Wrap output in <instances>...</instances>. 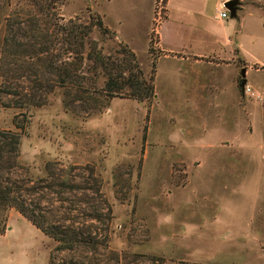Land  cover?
<instances>
[{
    "label": "rangeland",
    "instance_id": "374dc122",
    "mask_svg": "<svg viewBox=\"0 0 264 264\" xmlns=\"http://www.w3.org/2000/svg\"><path fill=\"white\" fill-rule=\"evenodd\" d=\"M215 1L172 0L182 12L196 14L179 13L188 25L179 27L164 24L169 15V0H164L158 30L164 43L206 52L211 47L203 36L209 25L222 40L231 39L227 54L219 57V72H201L206 76L203 90L198 94L196 87L195 95L184 86L185 71H168L170 66L160 61L168 54L161 41L154 45L150 40L155 0L147 45L151 0L60 1V22L101 20L111 37L102 38L94 28L91 38L100 42L104 54L115 57L116 51L132 47L153 91L147 103L138 104L107 99L102 79L95 84L87 73L82 88L89 93L70 83L48 93L44 87L52 79L36 83L37 88L33 77L12 82L21 94L3 98L11 107L0 105V131L19 134L20 155L18 164L1 176L3 184L20 187L16 195L33 200L24 190L46 179L47 167L48 177L61 178L66 171L82 188H91L85 183L92 171L100 192L87 209L73 205L75 198L69 196L55 202L48 191L35 198L42 196L41 208L58 217L72 210L79 223L94 210L109 216L91 227L100 240L96 252L86 246L57 251L55 242L15 209L0 211V264H264V14L262 22L255 15L257 8L264 12V0L243 6L237 18L228 14L223 26L213 20ZM18 6L19 0H0V42ZM242 69L245 86L259 100L241 91ZM29 86L28 95L43 106L29 109V123L20 132L12 118L23 110L12 106ZM190 93L197 102H191Z\"/></svg>",
    "mask_w": 264,
    "mask_h": 264
},
{
    "label": "trees",
    "instance_id": "16d2710c",
    "mask_svg": "<svg viewBox=\"0 0 264 264\" xmlns=\"http://www.w3.org/2000/svg\"><path fill=\"white\" fill-rule=\"evenodd\" d=\"M55 1L19 0L16 18L7 20L0 42L1 107H11L3 98L21 94L12 89L13 81L23 79L25 82L33 77L32 83L37 88L36 83L41 85L43 80L52 79L55 84L44 87L48 93L58 87L67 89L66 83H70L78 92L82 89L89 93V90L82 88L87 81L86 73L94 77L95 84L102 79L101 92L109 100L121 97L138 104L147 103L151 98L153 86L143 80L134 53L124 47L116 51L115 57L104 54L100 42L91 38L94 28L102 38L111 37L101 20L98 19L96 24L89 25L74 20L60 22L57 8L62 0ZM119 55L121 58H116ZM93 88H96L94 84ZM31 89V86L24 88L18 104L12 106L23 110L12 118V124L20 132L29 123V109L43 106L42 100L35 102V99L28 95L31 94ZM19 150V134L0 131V211L15 209L52 239L57 251H74L78 247L86 246L92 247L96 252L100 240L92 235L91 227L96 223H103L109 216L108 212H88L87 220L79 223L72 216V210H65V213L58 217L54 210L41 208L38 200H41L42 196L35 198L39 197L40 192L48 191V194L55 195V202H66V197L69 196L75 198L73 205L78 204L80 209H87L94 202V195L100 192V183L93 177L92 171L89 173L90 180L85 183L90 184L91 188H82L78 182L69 178L66 171L61 178L55 177L53 173L48 177L50 169L47 167V178L24 190V193L33 197V200H28L22 198L24 194L16 195L17 192L20 193V187H8L1 181L4 172L11 171L18 164ZM79 196L81 198L76 199Z\"/></svg>",
    "mask_w": 264,
    "mask_h": 264
},
{
    "label": "crops",
    "instance_id": "0c3cea01",
    "mask_svg": "<svg viewBox=\"0 0 264 264\" xmlns=\"http://www.w3.org/2000/svg\"><path fill=\"white\" fill-rule=\"evenodd\" d=\"M227 1H229V0H221L220 2L218 0L215 1V6L218 9H217L216 15L214 16L213 20L217 21L218 25L220 23V26H223V21H227V19L220 21V20L216 19V16L219 12L223 11L221 6ZM152 3H153V0H151L150 8H149V11L147 13L146 27L144 29L146 45H147L148 32H149ZM248 3H253L256 5L257 4H263L261 2L256 3L252 0H239V3L237 5L238 10L236 12L235 18L238 17V13H239V11L242 10V7L247 5ZM179 6H181V4H179ZM178 7H175L174 5H172V0H169V15H168L167 20L164 22V24H167L168 22L171 21L170 23L175 24L174 26H179V27H184V25L188 26L183 19L184 17L183 16L181 17L180 14H182V15H183V13L186 15L188 14L191 17H192V15H196V14L191 13L188 10H186V12H182L184 10L181 8H178ZM262 14H264V12L260 8H257L255 15L259 17V18H257V20L260 19L261 22L263 19ZM193 17H195V16H193ZM199 18L204 19L202 17V15H199ZM189 25L194 26L191 23ZM213 27H215V26L209 25V27L205 28L207 31L204 29L205 33H204L203 37H205V40L208 43V46L211 47V49H207L206 52L194 50L190 47H187L186 44H182L181 46H177L176 43L175 44L174 43H171V44L167 43L166 44V43H164L163 37H160V41L162 44L161 45L162 50H164L165 53H168L167 55H163V58H161L160 61L164 62V64H167L168 66H170L168 68V71H171V70H174V72H175V70L177 72L180 70L185 71L183 75L187 76V78H186L187 80L183 79V81L185 80L184 86L186 88H188L189 92L192 90L194 95L196 94V93H194V91H197V90H195L196 87L199 88V91H197V93L199 92L198 94H201V91L203 90V81L205 80L206 76H204L203 73L201 74V72H206L207 70L211 69V72H214L217 75V73L219 72V57L221 55L223 56V55L227 54L225 47H229V45L231 44V39L226 37L224 40H222L221 37H219V30H217L215 27V31H214ZM220 29L222 32L223 28H220ZM170 30H171V28H169L167 31L170 32ZM174 33H175V31L170 32L171 35H174ZM223 33H224V31H223ZM235 34H238V32H236ZM177 35L179 36V32ZM124 40L127 44H129L130 47L132 46L130 43L131 41H129V39L124 38ZM233 46L235 47V49H238L237 50V52H238L239 46H241V45L239 44L238 47L236 45H233ZM131 49L133 51L132 47H131ZM239 53H240V51H239ZM206 54H208L207 57H206ZM193 94L190 93L191 102H197V100L195 99L197 95L195 97H192V96H194Z\"/></svg>",
    "mask_w": 264,
    "mask_h": 264
},
{
    "label": "built area",
    "instance_id": "2783aa9c",
    "mask_svg": "<svg viewBox=\"0 0 264 264\" xmlns=\"http://www.w3.org/2000/svg\"><path fill=\"white\" fill-rule=\"evenodd\" d=\"M221 8L223 11H221L217 14L216 19L223 21V20L227 19L228 12L225 10L223 5L221 6ZM164 10H165L164 0H155L153 17L151 20L152 29H151V35H150V40L154 45L158 44L159 43L158 41H160V34H159L158 30H159V26L162 24L163 18L165 16ZM243 90H244L245 94H247L250 97H253L255 100L260 99V96L256 93H254L249 86H247V85L244 86Z\"/></svg>",
    "mask_w": 264,
    "mask_h": 264
},
{
    "label": "water",
    "instance_id": "95a60500",
    "mask_svg": "<svg viewBox=\"0 0 264 264\" xmlns=\"http://www.w3.org/2000/svg\"><path fill=\"white\" fill-rule=\"evenodd\" d=\"M238 3H239V0H229V1H227V2H225L223 4V7L229 13V18L230 19H233V18L236 17V12L238 10V6H237ZM244 76H245V70L242 69L241 72H240L241 82L239 84V87H240L241 91H243V88L245 86Z\"/></svg>",
    "mask_w": 264,
    "mask_h": 264
}]
</instances>
